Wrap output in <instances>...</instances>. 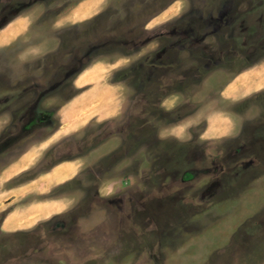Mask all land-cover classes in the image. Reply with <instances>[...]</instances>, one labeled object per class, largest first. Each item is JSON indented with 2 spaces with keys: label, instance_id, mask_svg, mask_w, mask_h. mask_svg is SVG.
<instances>
[{
  "label": "rangeland",
  "instance_id": "1",
  "mask_svg": "<svg viewBox=\"0 0 264 264\" xmlns=\"http://www.w3.org/2000/svg\"><path fill=\"white\" fill-rule=\"evenodd\" d=\"M27 4L0 15V264H264V0Z\"/></svg>",
  "mask_w": 264,
  "mask_h": 264
},
{
  "label": "flooded vegetation",
  "instance_id": "2",
  "mask_svg": "<svg viewBox=\"0 0 264 264\" xmlns=\"http://www.w3.org/2000/svg\"><path fill=\"white\" fill-rule=\"evenodd\" d=\"M38 0H15L14 3H10L8 6L5 5L4 7L0 6L1 9H0V15H1V18H2V22L3 23V26L5 27L6 25H8L11 20L9 18V14L6 12V10L8 11L9 10V7H14V6H20L22 4H27L29 3V5L31 6L32 4H34L35 2H37ZM1 5V4H0ZM28 6V4H27ZM7 7V9H6ZM6 14V15H5ZM9 18V19H8ZM17 18V17H16ZM15 19V18H14ZM34 124H39V123H34Z\"/></svg>",
  "mask_w": 264,
  "mask_h": 264
}]
</instances>
